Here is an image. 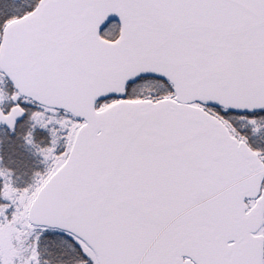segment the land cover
Returning <instances> with one entry per match:
<instances>
[{"label": "snow or ice", "instance_id": "6c2138e0", "mask_svg": "<svg viewBox=\"0 0 264 264\" xmlns=\"http://www.w3.org/2000/svg\"><path fill=\"white\" fill-rule=\"evenodd\" d=\"M0 264H264V0H0Z\"/></svg>", "mask_w": 264, "mask_h": 264}]
</instances>
